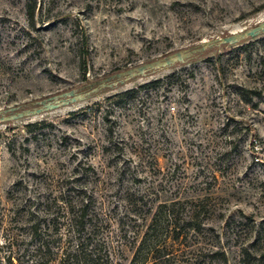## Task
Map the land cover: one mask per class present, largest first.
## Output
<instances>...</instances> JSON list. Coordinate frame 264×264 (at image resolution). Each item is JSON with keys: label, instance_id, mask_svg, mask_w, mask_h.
Wrapping results in <instances>:
<instances>
[{"label": "rangeland", "instance_id": "rangeland-1", "mask_svg": "<svg viewBox=\"0 0 264 264\" xmlns=\"http://www.w3.org/2000/svg\"><path fill=\"white\" fill-rule=\"evenodd\" d=\"M263 19L264 0H0V111L87 92ZM158 79H168L162 89L120 109L104 101ZM67 180L98 203L108 197L104 207L126 222L111 223L113 264L131 262L133 219L122 216L138 210L140 192L193 218L184 240L168 243L167 264H264V33L0 125L2 256L17 205Z\"/></svg>", "mask_w": 264, "mask_h": 264}, {"label": "trees", "instance_id": "trees-1", "mask_svg": "<svg viewBox=\"0 0 264 264\" xmlns=\"http://www.w3.org/2000/svg\"><path fill=\"white\" fill-rule=\"evenodd\" d=\"M175 76L177 74L167 78ZM164 80L148 82L109 96L104 101L113 100V106L120 109L127 100L138 98L142 92L148 96L159 91ZM38 125L44 126L45 123L29 124L26 128L33 129ZM87 169L92 171L90 166ZM136 195L133 205L138 210H127L122 216L133 219V226H127V233H132L134 240L130 264H167L168 243L183 241L185 234L182 229L186 226V231L193 227V218L188 216L186 221H182L177 217L176 206L179 204L154 208L148 206L143 192ZM25 199L17 205L13 218L8 222L9 226L14 223L16 229L9 227L3 237L6 254H0V264H113L109 252L113 239L111 223L117 221L121 229L127 224L121 219L114 220L112 213L116 206L112 210L104 207L105 202L110 203L108 197L98 203L95 193L83 183L67 180L51 184L43 194ZM133 227H139V230L134 232ZM164 234L165 240L162 239ZM215 254L225 260L224 253Z\"/></svg>", "mask_w": 264, "mask_h": 264}, {"label": "water", "instance_id": "water-1", "mask_svg": "<svg viewBox=\"0 0 264 264\" xmlns=\"http://www.w3.org/2000/svg\"><path fill=\"white\" fill-rule=\"evenodd\" d=\"M262 33H264V20L258 21L251 28L232 31L229 33V35L222 38H214L208 41H203L192 48L181 50L164 58L156 59L152 62L142 64L136 68H130L124 72L111 75L94 85H88L89 91L87 92H82L80 89H72L70 91L37 101L31 106L26 105L23 107H11L5 109L0 111V125L8 122L18 121L24 118L38 116L70 106L71 104H75L77 102L86 101L105 88H113L117 86V84L123 85L134 78L145 76L149 72L165 70L173 67L176 64H184L194 58L196 55L201 54L213 47L238 44L246 39H254Z\"/></svg>", "mask_w": 264, "mask_h": 264}, {"label": "bare ground", "instance_id": "bare-ground-1", "mask_svg": "<svg viewBox=\"0 0 264 264\" xmlns=\"http://www.w3.org/2000/svg\"><path fill=\"white\" fill-rule=\"evenodd\" d=\"M264 20V19H263Z\"/></svg>", "mask_w": 264, "mask_h": 264}]
</instances>
